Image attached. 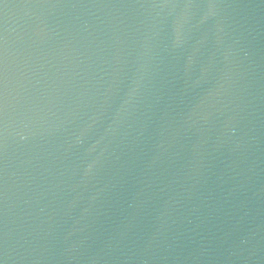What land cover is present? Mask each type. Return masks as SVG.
I'll return each instance as SVG.
<instances>
[{"label":"water","instance_id":"water-1","mask_svg":"<svg viewBox=\"0 0 264 264\" xmlns=\"http://www.w3.org/2000/svg\"><path fill=\"white\" fill-rule=\"evenodd\" d=\"M0 264H264V0H0Z\"/></svg>","mask_w":264,"mask_h":264}]
</instances>
